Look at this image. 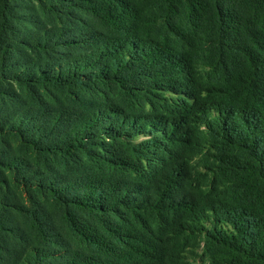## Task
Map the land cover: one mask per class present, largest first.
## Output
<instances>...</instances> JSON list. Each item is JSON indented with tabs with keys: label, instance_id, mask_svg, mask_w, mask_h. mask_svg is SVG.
Returning a JSON list of instances; mask_svg holds the SVG:
<instances>
[{
	"label": "trees",
	"instance_id": "trees-1",
	"mask_svg": "<svg viewBox=\"0 0 264 264\" xmlns=\"http://www.w3.org/2000/svg\"><path fill=\"white\" fill-rule=\"evenodd\" d=\"M90 8L111 33L32 31L16 42L32 54L14 77L114 80L131 110L101 101L52 119L23 112L30 129L10 122L39 154L79 161L78 177L55 167L37 177L22 157L0 161L24 170L14 181L30 194L66 208L87 250L56 231L52 247L32 243L14 214L25 206L17 196L8 202L4 176L0 250L13 258L1 254L0 264H264V0H93Z\"/></svg>",
	"mask_w": 264,
	"mask_h": 264
},
{
	"label": "rangeland",
	"instance_id": "rangeland-1",
	"mask_svg": "<svg viewBox=\"0 0 264 264\" xmlns=\"http://www.w3.org/2000/svg\"><path fill=\"white\" fill-rule=\"evenodd\" d=\"M91 1L93 0H0V124H5L4 128L0 126V161L3 157H22L30 164L28 168L30 170L27 171L41 172L37 177L51 173L52 167L57 168V173L70 174L72 177H78L80 173L85 172L78 171L79 161L39 154L18 133L12 132L9 129L12 120L17 128L21 124L26 129L31 127V120L20 118V114L37 111L45 113L48 119H52L54 116L52 114H58L60 111L79 115L90 111L95 103L101 101L106 104L114 101L121 108L131 110L124 100L126 95L124 88L115 84L114 80L100 84L91 81L86 85H55L25 82L14 77V71L21 69L17 66L18 63L27 62L29 54H32L27 49L18 51L19 46L16 42L25 40L32 31L40 33L45 28L57 31L90 28L105 34L111 33L110 28L93 14L90 8ZM37 20L43 22L42 28L39 22H35ZM29 21H34L35 25ZM22 71L26 72L28 68ZM44 122L51 123L49 120ZM25 174L23 169L11 171L0 163V180L4 176L11 179V187L7 190L9 195H5L9 199L8 202L14 201V197L17 196V200L25 209L23 213H19L9 204L6 207L14 209L18 223L31 234L30 241L47 249L52 247L48 235L56 231L55 233L59 234L57 239L70 245L71 249L87 250L86 245L68 227L66 208L34 189L30 194L21 184L14 181L17 175ZM4 190H6L4 186L0 185V200L4 196ZM1 208L0 205V212L3 215ZM41 213L45 215L44 218L41 217ZM13 243L14 240H9L4 245L11 248L14 246ZM4 253L6 252L0 250V255L8 256L3 262H7L9 257L13 258L11 253Z\"/></svg>",
	"mask_w": 264,
	"mask_h": 264
}]
</instances>
